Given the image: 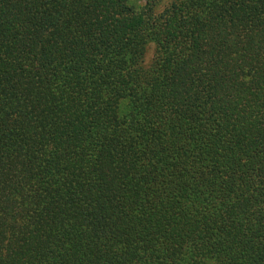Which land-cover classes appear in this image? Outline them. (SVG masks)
<instances>
[{
    "label": "trees",
    "instance_id": "trees-1",
    "mask_svg": "<svg viewBox=\"0 0 264 264\" xmlns=\"http://www.w3.org/2000/svg\"><path fill=\"white\" fill-rule=\"evenodd\" d=\"M0 264H264V0H0Z\"/></svg>",
    "mask_w": 264,
    "mask_h": 264
}]
</instances>
